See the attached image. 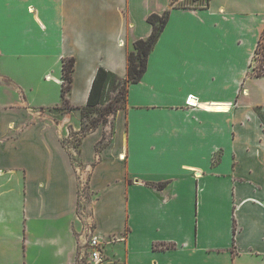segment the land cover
<instances>
[{
    "label": "crops",
    "instance_id": "crops-1",
    "mask_svg": "<svg viewBox=\"0 0 264 264\" xmlns=\"http://www.w3.org/2000/svg\"><path fill=\"white\" fill-rule=\"evenodd\" d=\"M172 3L0 0V264H92L86 173L101 264H264V77L251 67L264 0ZM167 9L127 108L84 135L97 70L126 78L148 16Z\"/></svg>",
    "mask_w": 264,
    "mask_h": 264
},
{
    "label": "trees",
    "instance_id": "trees-1",
    "mask_svg": "<svg viewBox=\"0 0 264 264\" xmlns=\"http://www.w3.org/2000/svg\"><path fill=\"white\" fill-rule=\"evenodd\" d=\"M176 0H173L174 6ZM195 2L204 1V5H208L211 0H194ZM177 5L175 4L174 7ZM173 7V8H174ZM189 8V7H184ZM171 9L165 10L163 13H152L148 16L147 20L152 25V33L146 39H137L133 43V50L129 52L127 58V76L121 78L114 72H111L103 67H100L94 77L91 91L87 104L79 107L82 117L87 119L85 122L82 133L85 135L88 132L95 130L101 124H107L110 117H113L119 110L127 108V97L129 87L141 81L148 68V60L151 52L154 50L161 34L166 28L170 19ZM264 30L258 41L254 59L252 62V75L257 78L264 77ZM75 69V59L69 58L63 61V83H62V98L63 102L59 109L69 111L75 109L71 105L68 94L73 85V72ZM95 114V116H92ZM259 116L264 125V113L259 112ZM106 140V137H105ZM80 139H77V144ZM104 141L98 145L100 149ZM168 183H161L158 186L164 187ZM89 188V186L87 187ZM81 192L79 191L78 209L80 207ZM236 232V227H234ZM173 248L174 245L166 246Z\"/></svg>",
    "mask_w": 264,
    "mask_h": 264
},
{
    "label": "built area",
    "instance_id": "built-area-1",
    "mask_svg": "<svg viewBox=\"0 0 264 264\" xmlns=\"http://www.w3.org/2000/svg\"><path fill=\"white\" fill-rule=\"evenodd\" d=\"M193 97H190L187 102L190 106H194L195 103L191 100ZM88 184V179L86 181V185ZM86 185H82V180L80 183L79 180V191L81 192L80 198L82 200H85V190H86ZM85 209H82L83 212H77V221H79L82 224V230L83 232L85 231V236H86V247L87 250L84 252V257H88V260L92 264H101L104 260L103 258V253H102V247H103V241L99 235H97L94 231V224L92 221L91 214L89 217H86L85 214L86 212L84 211ZM84 213V214H83Z\"/></svg>",
    "mask_w": 264,
    "mask_h": 264
},
{
    "label": "rangeland",
    "instance_id": "rangeland-1",
    "mask_svg": "<svg viewBox=\"0 0 264 264\" xmlns=\"http://www.w3.org/2000/svg\"><path fill=\"white\" fill-rule=\"evenodd\" d=\"M175 4L177 6H180V7H189V8H193V7H201L205 4L204 1H198V2H195L194 0H176L175 1ZM264 45V44H263ZM263 113H264V110H263ZM92 116H95V114L91 115ZM112 120V117H110L109 121L107 122L106 125H109L110 122ZM85 122H87V119H85ZM77 139H79L78 136H74V144L76 145V147L78 146L77 144ZM76 158V156H75ZM81 177L79 178L80 180V183H81V180H82V185H86V181L87 179L89 180V175L88 173L84 174V175H80ZM88 187V184L86 185ZM86 187V192H85V200H82V198H80L79 200V209H78V212H83L82 209H85L84 211L86 212L85 216L86 217H89L90 215V210L88 208V203L93 199V197H91V194H90V191H89V188ZM78 199H79V194H78ZM84 214V213H83Z\"/></svg>",
    "mask_w": 264,
    "mask_h": 264
},
{
    "label": "bare ground",
    "instance_id": "bare-ground-1",
    "mask_svg": "<svg viewBox=\"0 0 264 264\" xmlns=\"http://www.w3.org/2000/svg\"><path fill=\"white\" fill-rule=\"evenodd\" d=\"M194 103V102H193Z\"/></svg>",
    "mask_w": 264,
    "mask_h": 264
}]
</instances>
